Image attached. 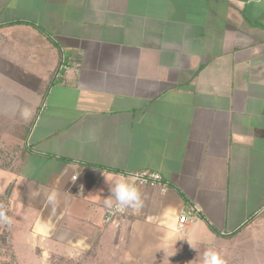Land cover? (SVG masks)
<instances>
[{
    "label": "crops",
    "instance_id": "obj_1",
    "mask_svg": "<svg viewBox=\"0 0 264 264\" xmlns=\"http://www.w3.org/2000/svg\"><path fill=\"white\" fill-rule=\"evenodd\" d=\"M0 198L35 258L264 264V0H0Z\"/></svg>",
    "mask_w": 264,
    "mask_h": 264
},
{
    "label": "built area",
    "instance_id": "obj_2",
    "mask_svg": "<svg viewBox=\"0 0 264 264\" xmlns=\"http://www.w3.org/2000/svg\"><path fill=\"white\" fill-rule=\"evenodd\" d=\"M67 59L63 53V51H60V59L56 71V78L61 77V74L67 70L68 64ZM154 174H158L159 178L157 179ZM127 184L130 187L135 188L137 191L142 188H159L162 191V186L166 185V191L168 189V184L163 181L162 177L159 173L156 172H150V171H143L141 173H135L131 175H127ZM162 191V192H166ZM123 208V211H120L119 209ZM191 211H194L193 209ZM264 212V204L262 205L261 209L259 210V213ZM129 212L127 210L126 203H122L118 200L116 196V203L109 209L105 211L104 221L105 223L110 224H118V221L120 219H123L124 217L128 216ZM190 213L182 215L178 220V226L179 228L183 227V225L187 221V217Z\"/></svg>",
    "mask_w": 264,
    "mask_h": 264
},
{
    "label": "clouds",
    "instance_id": "obj_3",
    "mask_svg": "<svg viewBox=\"0 0 264 264\" xmlns=\"http://www.w3.org/2000/svg\"><path fill=\"white\" fill-rule=\"evenodd\" d=\"M154 176L157 179L159 178L158 174H154ZM162 191H166V185L162 186ZM116 193H117V198L120 202L127 204L135 201V203L132 204L133 209L139 210V208L142 207L143 202L139 198L137 190L133 187H130L123 178L117 180ZM56 197H57V193L55 192V190H53L48 196V201L54 204L56 202ZM119 210L123 211V208ZM12 223H13L12 218L6 215L2 206H0V224L11 225ZM170 227L172 228V235H174L176 232L179 231V229L175 227L174 222L172 225H170ZM37 231L40 232L41 234H46L48 228L46 226H42L38 224ZM203 264H226V262L220 257L219 253H217L214 249L209 248L204 252Z\"/></svg>",
    "mask_w": 264,
    "mask_h": 264
},
{
    "label": "rangeland",
    "instance_id": "obj_4",
    "mask_svg": "<svg viewBox=\"0 0 264 264\" xmlns=\"http://www.w3.org/2000/svg\"><path fill=\"white\" fill-rule=\"evenodd\" d=\"M2 155L4 152H1ZM5 201L0 198V206H2L3 210L5 211L6 215L8 214V209L5 207ZM12 225H3L0 224V264H50V258L48 259H40L35 258L33 256H29V251L25 250H18L17 244L15 245L12 242V233H10V228ZM18 250V251H16ZM29 257V258H27ZM55 263L66 264V257H56L53 259ZM68 264H79L76 261H69Z\"/></svg>",
    "mask_w": 264,
    "mask_h": 264
},
{
    "label": "trees",
    "instance_id": "obj_5",
    "mask_svg": "<svg viewBox=\"0 0 264 264\" xmlns=\"http://www.w3.org/2000/svg\"><path fill=\"white\" fill-rule=\"evenodd\" d=\"M50 259H51L50 264H58V263L53 262L54 261L53 259H56V258L52 257ZM60 263L63 264V262H60ZM66 264H68V262H66Z\"/></svg>",
    "mask_w": 264,
    "mask_h": 264
}]
</instances>
